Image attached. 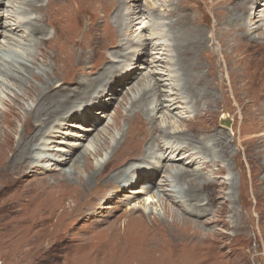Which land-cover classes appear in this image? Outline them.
<instances>
[{"label": "rangeland", "instance_id": "374dc122", "mask_svg": "<svg viewBox=\"0 0 264 264\" xmlns=\"http://www.w3.org/2000/svg\"><path fill=\"white\" fill-rule=\"evenodd\" d=\"M29 3L31 6L26 4L25 9L22 0H0V114H7L17 99L22 101V117L38 104L37 97H29L17 79L26 78L39 88L47 85L54 89L49 93L52 108V99L70 96V100L64 101L65 110L52 118L54 122L34 142L31 164L19 172L10 167L9 175L0 172V264H264V182L260 181L264 170L260 155L250 146V132L256 125L251 115L259 113V109L251 102L248 89H242L244 81L237 77L242 49H248L258 59L264 57V14H254L256 9H264V0ZM235 4H239V11L230 10ZM175 8L181 12L173 15L171 10ZM244 10L252 15L243 16L241 23L245 28L238 25L235 28L239 30L233 32L230 29L237 18L231 24V17L234 13L243 15ZM183 13L186 18L192 17V23L205 26L210 40L198 48L203 53L200 61L194 58L192 66H188L196 78L204 74L203 68L212 71L207 75L208 84L191 83L193 92L183 87L179 90L184 81L174 49L178 33L169 25L177 20L175 27L179 25V29L183 21L178 19ZM256 17L259 22L253 23ZM187 21L183 22L186 26ZM20 22L22 31L12 30ZM35 24L44 25V32L26 38L24 31ZM246 32L252 38H260L251 42L247 35V40H239L242 45L238 54L232 55V49L238 45L237 35ZM141 43L144 45L139 46ZM133 66L139 69L137 76L119 86L118 81ZM155 82L162 93L160 102L151 96L134 117L144 100L140 98L142 90L151 89ZM89 83L94 88L86 95L81 91ZM262 83L259 93L264 94ZM61 87L65 91L58 92ZM204 91L213 92L214 97ZM161 101L164 109L155 114L153 110ZM170 102L173 105L168 108ZM152 125L181 138H164L151 151L144 152L142 148L121 161L114 157L117 145L126 141L125 137L128 142L131 140L130 131L138 132L135 134L141 146L143 138H148L147 144ZM202 126H208L210 131L203 132ZM6 129L1 123L0 135ZM23 129V121L17 119L13 130L17 141ZM213 134L228 139L227 156L220 154L219 139L212 143L207 138ZM164 141L168 146H164ZM186 146L191 151L184 158L181 149ZM163 147L180 149L176 154H166L169 163L176 165L173 172L187 170L189 181L197 177L201 186L206 182L215 184L199 190V199L187 197L185 202H173V191L186 190L189 184L177 183L173 177L169 180L164 171L152 170L164 155ZM5 150L6 146H0L1 161L11 158L12 150ZM71 154L79 158L80 166L74 161L64 163ZM61 162L64 164L60 165ZM106 163L98 181L109 175L114 164L122 163L125 176L135 174L138 179L142 175L137 171L150 168L147 173L154 180L149 189L152 194L145 187L148 180L129 184L123 176L115 185L96 189L91 186L89 191L94 196L86 208L72 213L84 196L76 189L81 186L78 178L86 179L93 168L98 171ZM60 168L75 171L70 185L60 182ZM149 194L150 201L146 200ZM183 194L184 191L182 197ZM156 220L171 224V234L145 225L146 221ZM44 227H48L50 236L44 237Z\"/></svg>", "mask_w": 264, "mask_h": 264}, {"label": "bare ground", "instance_id": "6f19581e", "mask_svg": "<svg viewBox=\"0 0 264 264\" xmlns=\"http://www.w3.org/2000/svg\"><path fill=\"white\" fill-rule=\"evenodd\" d=\"M260 1V0H259ZM23 4H24V8L25 9H28L26 6L27 5H30L31 4L33 6H37V3H34L33 1H31V4L29 3L30 0H27L28 3H26V0H22ZM238 2V1H237ZM67 3H69L67 1ZM260 3V2H259ZM71 4V3H70ZM74 4V3H73ZM58 5V4H57ZM239 4H235L232 6V8L230 9L231 11H235V9L237 11L240 10V6L238 7ZM56 6V5H55ZM185 6V5H184ZM39 7V6H37ZM46 7V6H45ZM57 7V6H56ZM59 7V5H58ZM259 7V6H258ZM40 9V7H39ZM52 9V7H51ZM31 10V9H30ZM42 10V9H41ZM73 10V9H71ZM186 10V9H185ZM191 10V9H190ZM199 10V9H198ZM259 10V11H258ZM75 11V9H74ZM194 11V10H193ZM192 11V12H193ZM203 11V10H202ZM250 11V10H249ZM34 12V11H33ZM47 12V11H46ZM170 12V11H169ZM181 12V10L179 11L178 8H175L173 10H171V14H179ZM186 12V11H185ZM38 13V12H37ZM41 13V12H40ZM232 13V12H231ZM237 13V12H236ZM258 13L257 16H261L262 13L264 14V9L263 8H259V9H256V11L254 12V14ZM195 14V13H194ZM200 14V13H199ZM55 15V13H54ZM187 15V14H186ZM240 15V14H239ZM252 15V14H251ZM249 14H246V10L243 11V15L241 16H238L234 13V15L231 17L232 20H231V24L232 22L235 20V23L237 25H235V23L233 22V25H232V28L230 30H232L234 32V30H239V28H245V26L241 23V20H242V17L243 16H251ZM49 16V15H48ZM195 16V15H194ZM207 16V15H206ZM46 17V15H45ZM200 17V16H199ZM204 17V16H203ZM202 18V17H201ZM239 18V19H238ZM186 19H188V23H187V26L183 24V22L186 21ZM43 20V19H42ZM41 20V21H42ZM178 20H181L183 21L182 24H180V28L178 29V27L176 28L175 27V23L177 20L175 21H172L169 25H170V28L172 30H174L175 32L178 33V36H175V44H174V49H176V52H177V59L176 61L177 64V67H178V70L180 71V74L183 78V81H184V84L181 86L180 84V91H181V87H183L185 90L186 89H189V92H193L192 90V85L191 83H205V84H208L207 80H210V79H207V75L208 74H211V70L210 68H207V69H204L203 68V72L204 74H199L197 75V78L194 77L193 75L190 74V72L188 71L189 70V67L192 66L193 62L192 60L195 58L194 61L198 62L200 61L201 59V55L203 53H201V49H199L198 51V48H201V45H206L207 44V41H210L209 40V36H206L207 34H205V30H204V27L205 26H201L200 23H192V17L191 18H186L185 14L183 13L182 15H180L179 19ZM228 20V19H227ZM261 20V19H260ZM39 21V20H38ZM37 21V22H38ZM52 21V20H51ZM55 20H53L54 22ZM33 22V21H32ZM35 22V21H34ZM35 22V23H37ZM44 22V21H43ZM42 22V23H43ZM47 22V21H46ZM208 22V21H207ZM220 22V21H219ZM218 22V23H219ZM254 22H259V19L256 17L253 21ZM179 23V22H178ZM181 23V22H180ZM251 23V22H250ZM18 24V23H17ZM15 24L14 26H12V30H21L22 31V26L23 24L20 22L19 25ZM85 24V23H84ZM205 24V23H203ZM239 25V28H235V26H238ZM44 26V25H43ZM43 26H40L38 24H35V25H32V26H29L27 28L26 31H24L25 35H26V38H31L32 36H35V34H38L39 32L43 31L44 32V27ZM58 26V24H57ZM193 26V27H192ZM210 26V25H209ZM14 27V29H13ZM216 27V26H215ZM19 28V29H18ZM176 28V29H175ZM262 28V27H261ZM207 30V28H206ZM13 32V31H12ZM20 32V31H18ZM228 32V31H226ZM241 32V30H240ZM245 32V31H244ZM14 33V32H13ZM207 33V32H206ZM222 33V32H221ZM220 33V34H221ZM225 33V32H224ZM153 34H158L157 32H154ZM216 34V33H215ZM232 34V33H231ZM240 34V33H238ZM245 34V35H244ZM233 35V34H232ZM247 35H249L247 32L246 33H241L240 35H237L236 39H237V42H238V45L236 46V48L232 49V55H236L238 54V52L240 51V45L241 42L239 40L241 39H244V40H247L248 37ZM159 36V35H158ZM206 36V37H205ZM38 37V36H37ZM41 37V36H39ZM121 37V36H120ZM177 38V39H176ZM214 38V37H213ZM258 38H260V36L258 37H250L249 35V39L251 42H254L255 40H257ZM207 39V40H206ZM219 39V38H218ZM223 39V38H222ZM81 40V39H80ZM159 40H160V37H159ZM39 41V40H38ZM218 41V40H217ZM203 43V44H202ZM209 43V42H208ZM222 43V42H221ZM39 44H42V43H39ZM38 44V45H39ZM54 44V42H53ZM63 44V43H62ZM229 44H232V43H229ZM253 44V43H252ZM140 45H144L143 43L139 44ZM236 45V44H235ZM256 45V44H255ZM230 46V45H229ZM245 46V45H244ZM252 46V45H250ZM52 47V45H51ZM212 47V46H211ZM39 48V47H38ZM49 48V47H48ZM55 48V47H54ZM207 48V47H206ZM247 48V46H246ZM52 49V48H51ZM77 50V49H76ZM54 51V50H53ZM58 51V50H57ZM247 53H246V52ZM256 51V50H255ZM264 51V50H263ZM66 52V51H65ZM242 52H243V55H242V58H240V62L237 64L238 65V72H237V77H238V81L241 82L244 81V85H242V89L244 90H247L246 92H250V97H251V102H253L255 105H258V109H259V113H255V114H252L251 117H253V119L255 120V123L256 125L254 126V131H251L250 134H251V140H250V146H252L254 149L257 150V153L258 155H260V158L262 159L261 160V163H262V169L264 170V104H263V101H264V94L262 92L259 93L260 91V87L263 86V83L262 81H264V57L262 58H259L258 57H254V56H257V55H253V53L249 52L248 49L244 50L242 49ZM60 53V52H59ZM198 53H201L198 55ZM253 55V56H250V55ZM259 54V53H258ZM57 55V54H56ZM60 55V54H59ZM58 55V56H59ZM213 55V54H212ZM54 56V55H53ZM62 56V55H61ZM66 56V55H65ZM186 56V57H185ZM221 56V55H220ZM48 57V56H47ZM219 57V56H218ZM235 57V56H234ZM240 57V56H239ZM1 58V57H0ZM56 58V57H55ZM236 59V58H235ZM57 60V59H55ZM203 60V59H202ZM206 61V60H205ZM61 62V61H60ZM94 62V61H93ZM196 65L197 66V64ZM212 62V61H211ZM230 62V61H229ZM231 63V62H230ZM218 65V64H217ZM189 66V67H188ZM200 67H201V64H200ZM193 68V67H191ZM187 69V70H186ZM214 69V68H213ZM220 70V69H219ZM124 71V69H123ZM237 71V70H236ZM32 72V71H31ZM139 72V69L138 67L136 66H133L131 67L128 71H126V73L124 74V76H122L121 80L118 81L119 83V86H124L126 85L127 82H129L133 77L137 76ZM34 74V73H32ZM123 74V73H122ZM195 74H198V73H195ZM215 75V74H214ZM11 76V75H10ZM33 76H35L36 78H39V76L37 74H34ZM13 78H15L13 75H12ZM220 78V77H219ZM17 79V78H15ZM207 79V80H206ZM212 79V78H211ZM214 79V78H213ZM19 80L18 82L21 83V85H23L24 87V90L27 94H29V97H32V96H36L37 97V100H38V104L36 106L35 109L33 110H30L28 113H27V116L26 117H22L21 115V112H20V107H22V101L20 99H17V104H12L10 105V109L9 111L7 112V114H5L4 116H2L0 114V122L6 126V129L4 133H2L0 135V146H6V150L5 151H11L12 150V155H11V158H7L6 161L5 160H2L0 159V172H5L7 175H9L10 171L13 170V172H19V171H22V169L26 168L27 165H29V163L31 164V160L34 159V154H32V150H33V146H34V142H36L38 139H39V136L40 135H44V133L46 132V129L51 123L54 122V120H52L53 117H56L57 115H59L63 110H65L64 106H65V103L64 101L65 100H70V96H66L64 99H52V103L53 105L55 106V108H52L51 107V101H50V96H49V93L51 91H53L54 89H49L47 88V85H45L44 87L42 88H39V86H37L35 83L33 82H29L26 78H22V79H17ZM140 81V80H139ZM217 82V81H216ZM221 82V81H220ZM140 83V82H139ZM241 83V84H243ZM222 84V83H221ZM223 85V84H222ZM43 86V85H42ZM236 86V85H235ZM51 88V87H50ZM94 88V85L92 83H89L86 88L84 90H82L81 92H85L84 94H88L90 91H92V89ZM114 91L117 92V89L114 87ZM213 90V89H211ZM58 91V90H56ZM60 91H65V88L64 87H61L59 89L58 92ZM78 91V90H77ZM196 92V91H195ZM205 92V91H204ZM197 93V92H196ZM200 93V92H199ZM202 93V92H201ZM213 93V92H212ZM212 93H209V92H205L204 94L206 95H210ZM226 93V92H225ZM83 94V96H85ZM259 94V97H256L257 95ZM161 91L160 89L158 88V86L156 85V82L155 84L152 86V88L150 89H147V88H144L142 90V94L140 96L141 99H144L141 106H138L139 110H137V112L134 113V117L136 114H139L141 112V108H143L144 104L148 102V100L150 99L151 96L155 97L157 99V102L159 101L160 102V99H161ZM195 95V94H194ZM225 95V94H224ZM193 96V95H192ZM201 96V95H199ZM212 96L214 97V95L212 94ZM68 97V98H67ZM193 98V97H192ZM139 99L138 101L140 102ZM204 100V99H203ZM55 101V102H54ZM134 101V100H133ZM195 101V100H194ZM174 102V101H173ZM173 102H170L171 104L168 105V108L169 106L173 105ZM197 103H195L196 105ZM207 104V103H206ZM209 106V105H208ZM146 107V106H145ZM177 107V106H176ZM212 107V105H211ZM210 108V106H209ZM147 109V107H146ZM164 109V104L163 102L161 101V104H156L155 108L153 111H155V114L160 112V110ZM143 110V109H142ZM133 115V114H132ZM85 117V116H84ZM208 117V116H207ZM130 118V117H129ZM148 118V117H147ZM19 119V120H22L23 121V126H24V129H23V132L21 133V137L20 139L17 141L14 136H13V130H14V127H15V121ZM130 120V119H129ZM147 120V119H146ZM146 120H143L142 124L145 125V121ZM203 120V119H202ZM131 121V120H130ZM129 121V122H130ZM141 121V120H140ZM148 121V120H147ZM253 121V120H252ZM36 122L39 124L37 125ZM153 122V121H152ZM0 123V124H1ZM235 125H232V131H235ZM132 128V127H130ZM142 128V127H139V129ZM162 128V127H161ZM159 128V126H154L152 125L151 128H149L148 130V135L150 134V138H149V141L146 143L147 139L148 138H143V146H141V142L138 140L137 138V133L138 132H133V131H130L129 132V135L128 137H131V140L128 142L127 140V137H125L123 140H126V141H121L119 143V145H117L116 149H115V155L114 157H117L121 160H124V159H127L126 157H128L129 155L133 154V153H136L140 150H143L145 152L146 151H151L153 146L155 144H160L163 142L164 138H168V137H171V138H175V136H178L177 134L175 133H172V132H168V131H165L163 129ZM191 128V127H190ZM34 129H37L36 132L34 131ZM135 129V128H134ZM202 131L203 132H209L210 129L208 128V126H202L201 127ZM138 130V129H137ZM200 131V130H199ZM137 135H136V134ZM221 133H224V132H221ZM204 134V133H203ZM127 135V134H126ZM212 135H210V137H207L208 139L211 138V141L214 140L216 142V139H219V148H220V154L221 155H228L230 152H229V141L228 139L226 140H223V137L221 135L218 136L216 134H213V136L211 137ZM225 136V135H224ZM254 136V137H253ZM181 138V136H178ZM177 138V137H176ZM188 138V137H187ZM186 138V139H187ZM191 138V137H190ZM194 138V137H193ZM241 138V137H240ZM170 139V138H169ZM196 139V138H194ZM168 140V139H167ZM183 140V139H182ZM192 141V140H191ZM241 143H242V139L240 140ZM165 142V141H164ZM167 142V141H166ZM165 142L166 145L164 146H168V144ZM193 143V142H192ZM191 142L189 143L190 145L192 144ZM213 143V141H212ZM172 144V143H171ZM177 145V144H176ZM175 145V146H176ZM215 145V144H214ZM10 146V147H9ZM14 146V149L13 147ZM147 146V147H146ZM172 146V145H171ZM173 147V146H172ZM172 147H163L165 150H163L162 152L164 153V155L160 156L161 158V161H158L157 162V166L155 165L154 167L156 168H153L152 170L154 172H157V171H164L165 173L169 174V176H166L168 177V179L170 180L169 177H173V180L174 181H177V183H180V182H187L188 187L186 188V190H178V191H173L175 192L173 195L175 196L174 198H172L171 200L174 202V200H182V201H187V197L189 198V200L191 199H199V196L197 195V193H199V190L201 189H204L206 187H212L215 183L214 182H206V183H203V185L201 186L200 184H197L196 180H197V177L195 179H190V181L188 180V176L190 175L189 171L187 170H177L176 172H173L172 170L175 169L174 167H176L175 164L173 163H169V159H168V156H166V154L168 152V154H176L180 149L179 147H176V148H172ZM181 150H184V154H182V157L186 158V152H190L191 149H189V147H182ZM219 154V153H218ZM113 157V158H114ZM131 157V156H130ZM40 158V156L38 157ZM179 158V157H178ZM79 159V158H78ZM76 159V157L74 158L73 155L71 154L70 156L68 157H65V160H64V163H68L69 161H74L77 163V166L79 165L78 162L79 160ZM86 159L88 160V157L86 155ZM190 159V158H189ZM119 162V161H117ZM64 163H60V165L64 164ZM81 163V162H80ZM84 163V162H83ZM111 163V162H110ZM3 164V165H2ZM5 164V165H4ZM122 163L120 164H114L112 165V171L109 173V175L105 176L102 178V180L98 181L99 180V177L100 175L102 174L101 171L105 169V167L108 165L107 163L104 164V165H101L99 168H98V171L96 169H92V171L90 172V174L88 175V177L86 179L84 178H78L79 181L81 182V186H79L78 188H76L78 190V193H82L84 196H83V199L80 201V203H77L76 205H74V207L72 208V213H79V210H83L86 208V204L89 202L90 198L94 196V192L93 191H89V188L91 186H94V189L96 188H99L100 186L104 185V186H110L112 183L115 185V183H117L119 181V179L123 176H125V169L122 168L121 166ZM58 165V164H57ZM35 166V165H34ZM75 166V167H77ZM80 166V165H79ZM10 167H11V170H10ZM33 167V166H32ZM57 168V167H56ZM61 169V172H60V182H62L63 184H67V185H70L68 184L69 181H71L70 179L73 178V175L75 173V171L72 169L70 170H64L63 168H60ZM150 168L148 169H143L142 172L140 171H137L136 174H141L142 175V178H139V179H142V180H148L147 183L145 184V187H147V190H149L152 186H154V180L153 178H151L150 176L148 177V173L147 172H150L149 171ZM261 169V168H259ZM110 170V169H109ZM222 170V169H221ZM264 172V171H263ZM12 173V172H11ZM105 173V172H104ZM1 174V173H0ZM135 175V174H133ZM132 175V176H133ZM152 175V173H151ZM197 175V174H196ZM126 177L125 176V179H127V183L129 184H133L135 183L136 181H138V177L137 175H135L134 177ZM133 178V181H130L132 180ZM136 179V180H135ZM168 179H165V183L168 181ZM73 180V179H72ZM163 180V179H162ZM260 181L261 182H264V173H262V177L260 178ZM99 182H102V183H99ZM190 182V183H189ZM74 183V182H73ZM76 185V184H75ZM80 185V184H79ZM163 188V186H161ZM203 187V188H201ZM37 188V187H36ZM93 189V190H94ZM36 190V189H35ZM135 190V189H133ZM184 191V194H183V197H182V193ZM148 192H151V190H149ZM152 194V192H151ZM213 194V193H212ZM180 195V196H179ZM152 197V195L150 196V194L147 196L146 200L150 201V198ZM177 197V198H176ZM182 198H185V199H182ZM200 201V200H199ZM210 201V200H209ZM85 202V204H84ZM176 202V201H175ZM180 204V203H179ZM198 205V204H197ZM211 205V204H210ZM133 211H131L132 213ZM135 213V211H134ZM44 214V213H43ZM133 214V213H132ZM129 216V215H128ZM132 217V216H131ZM130 219V218H129ZM133 220V219H132ZM135 221V220H134ZM130 222V221H129ZM138 222V221H137ZM143 224L145 223V221H141ZM147 224L145 225H148L150 228L152 229H155V231H158L160 233H170L172 232V225L167 223V221L165 220H156L154 223H151L150 221H146ZM118 226V225H117ZM116 227V226H115ZM120 227V226H119ZM139 227V226H138ZM146 227V226H145ZM113 228V227H112ZM117 228V227H116ZM125 228V227H124ZM110 229V228H109ZM114 230V229H113ZM112 232V231H111ZM42 233L44 234V237L45 236H50V234L48 233V227H44L42 229ZM112 235V233H111ZM53 236V235H52ZM54 237V236H53ZM113 237V236H112ZM38 237H36L35 239H37ZM57 238V237H56ZM111 238V237H110ZM30 240V239H29ZM39 240V239H37ZM112 240V239H111ZM119 241V240H118ZM32 242V240H31ZM173 244V243H172ZM163 246V245H162ZM175 245H173L174 247ZM175 248V247H174ZM163 250V249H162ZM173 250V249H172ZM171 250V251H172ZM170 253H174L173 251Z\"/></svg>", "mask_w": 264, "mask_h": 264}]
</instances>
